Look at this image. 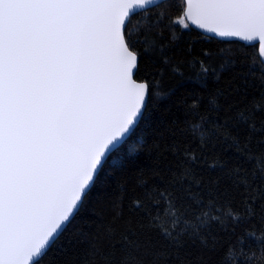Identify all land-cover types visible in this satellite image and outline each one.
Instances as JSON below:
<instances>
[{
	"label": "snow or ice",
	"instance_id": "6c2138e0",
	"mask_svg": "<svg viewBox=\"0 0 264 264\" xmlns=\"http://www.w3.org/2000/svg\"><path fill=\"white\" fill-rule=\"evenodd\" d=\"M113 180L120 210L83 232ZM253 248L264 0H0V264H251Z\"/></svg>",
	"mask_w": 264,
	"mask_h": 264
},
{
	"label": "trees",
	"instance_id": "16d2710c",
	"mask_svg": "<svg viewBox=\"0 0 264 264\" xmlns=\"http://www.w3.org/2000/svg\"><path fill=\"white\" fill-rule=\"evenodd\" d=\"M195 31L196 30H194V32ZM240 44L243 45V43ZM162 103L166 104L167 102L162 101ZM173 112L175 116H169V119L180 117L181 127H184L182 123L183 106L177 105L173 109ZM145 163H149V161L146 160ZM111 185L112 186L107 190L101 188L94 194V200L96 201L94 210L87 213L78 225V228L83 232L94 233L98 228L102 229L104 224L111 221L112 215L120 210L113 205L119 202L121 193L118 190V185L115 180L111 182ZM252 253H254V256L250 255L249 257L251 264H264V258L260 256L255 248L252 249Z\"/></svg>",
	"mask_w": 264,
	"mask_h": 264
},
{
	"label": "water",
	"instance_id": "95a60500",
	"mask_svg": "<svg viewBox=\"0 0 264 264\" xmlns=\"http://www.w3.org/2000/svg\"><path fill=\"white\" fill-rule=\"evenodd\" d=\"M196 31H200V30H196ZM239 43H243V44H245L246 42L240 41Z\"/></svg>",
	"mask_w": 264,
	"mask_h": 264
}]
</instances>
